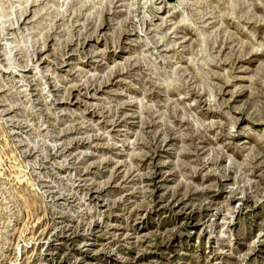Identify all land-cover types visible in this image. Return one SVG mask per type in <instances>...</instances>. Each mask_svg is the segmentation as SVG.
<instances>
[{
	"label": "rangeland",
	"instance_id": "1",
	"mask_svg": "<svg viewBox=\"0 0 264 264\" xmlns=\"http://www.w3.org/2000/svg\"><path fill=\"white\" fill-rule=\"evenodd\" d=\"M0 264H264V0H0Z\"/></svg>",
	"mask_w": 264,
	"mask_h": 264
}]
</instances>
